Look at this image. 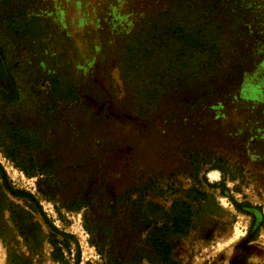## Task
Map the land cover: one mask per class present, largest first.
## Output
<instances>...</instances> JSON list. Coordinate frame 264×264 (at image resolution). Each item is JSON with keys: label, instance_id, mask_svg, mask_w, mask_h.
I'll use <instances>...</instances> for the list:
<instances>
[{"label": "rangeland", "instance_id": "374dc122", "mask_svg": "<svg viewBox=\"0 0 264 264\" xmlns=\"http://www.w3.org/2000/svg\"><path fill=\"white\" fill-rule=\"evenodd\" d=\"M0 52V264H160L177 201L173 263L264 264V0H0Z\"/></svg>", "mask_w": 264, "mask_h": 264}, {"label": "trees", "instance_id": "16d2710c", "mask_svg": "<svg viewBox=\"0 0 264 264\" xmlns=\"http://www.w3.org/2000/svg\"><path fill=\"white\" fill-rule=\"evenodd\" d=\"M189 37V36H188ZM190 40L194 41L192 37L189 38ZM68 92L70 93V95L74 94L73 90L71 88H68ZM60 100H66L69 101V96L68 94H65L64 98L63 97H59ZM192 169V168H191ZM197 170V168H196ZM195 173H197L195 171ZM56 175V172L51 173ZM97 175L99 176V178H101V183H100V187H103L104 185L106 186L107 180L105 178H103V173H102V169L96 174V178ZM57 178H59L60 180H62L61 177H59L58 175L56 176ZM63 179H67V185L71 184V183H75V181H71L72 178H63ZM81 179L77 178L76 179V183L79 184L81 183ZM96 181H92L90 183H92V185L95 183ZM189 194H195L198 195L199 197L194 198V201L197 202L199 201H204L206 202L207 197L205 194H199L197 191L193 190L191 193ZM190 209L191 207L185 203V202H181V201H177L174 204L173 210H172V215H170V222H169V226H163L161 228L159 227H153L151 228V231L149 232V238H148V242L154 246L155 250H156V254L158 256V259L161 263L163 264H174L172 262V258H171V236H178V235H185L188 231V227H189V223H190V219L192 214L190 213ZM156 226V225H154ZM157 259V260H158Z\"/></svg>", "mask_w": 264, "mask_h": 264}, {"label": "flooded vegetation", "instance_id": "af4514ba", "mask_svg": "<svg viewBox=\"0 0 264 264\" xmlns=\"http://www.w3.org/2000/svg\"><path fill=\"white\" fill-rule=\"evenodd\" d=\"M0 62H1V64H2V66H3V68H4V70L7 72V74L10 76V79H11V82L13 83V80H12V77H11V75H10V73H9V71H8V69H7V67L5 66V63H4V60H3V58H2V55H1V52H0ZM2 91H4V89H2L1 87H0V93L1 94H3V92ZM3 96V95H2ZM61 101H63V100H61ZM61 164H62V167H61ZM47 167H49V173H48V175H51L52 177H54V178H56V179H58L56 176L58 175L59 177L61 176V178L63 177V178H67V177H70V174H66L65 173V169L67 168V166H65V164L64 163H61L58 159H56V158H53L52 159V163L51 162H49V164L47 165ZM70 169H72V168H70ZM67 170V172L68 173H71L72 172V170ZM40 171V170H39ZM54 172H56V175H54V174H51V173H54ZM65 175H67V176H65ZM65 176V177H64ZM80 176V175H79ZM60 181H62V182H64V183H67L66 181H67V179H62V180H60ZM71 181H74L73 179L71 180ZM100 187V186H99ZM174 207V206H173ZM173 207H172V210H173ZM112 206H110V209L112 210ZM110 210V211H111ZM172 210H171V212H170V215H172L171 213H172ZM170 215H168V217H167V219L169 220V222H170ZM169 222H167V223H169ZM166 223V224H167ZM188 234V231H187V233L185 234V235H181V236H186ZM178 236H180V235H178ZM180 236V237H181ZM148 238H149V233H148ZM148 238H147V242H148ZM149 243V242H148ZM150 244V243H149ZM150 246H152L151 244H150ZM154 247V246H153ZM154 253L156 254V250H155V248H154ZM171 253H172V251H171ZM157 255V254H156ZM156 258L158 259V256H156ZM172 258V257H171ZM139 259H142L141 257H138L137 258V256L136 257H134V256H131L130 257V260L129 261H123L122 259H118V261L117 262H120V263H122V264H134V263H136V262H138L139 261ZM158 261V263H160V264H163V263H161L160 261H159V259L157 260ZM175 264V263H174Z\"/></svg>", "mask_w": 264, "mask_h": 264}, {"label": "water", "instance_id": "95a60500", "mask_svg": "<svg viewBox=\"0 0 264 264\" xmlns=\"http://www.w3.org/2000/svg\"><path fill=\"white\" fill-rule=\"evenodd\" d=\"M0 87L4 89L3 96L7 100H15L16 99V90L14 88L13 83L11 82L10 76L4 70L1 62H0Z\"/></svg>", "mask_w": 264, "mask_h": 264}]
</instances>
